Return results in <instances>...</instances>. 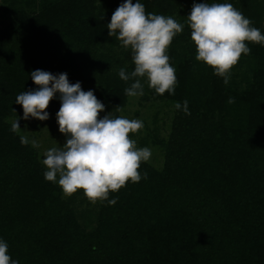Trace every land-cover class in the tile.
<instances>
[{"label":"trees","instance_id":"1","mask_svg":"<svg viewBox=\"0 0 264 264\" xmlns=\"http://www.w3.org/2000/svg\"><path fill=\"white\" fill-rule=\"evenodd\" d=\"M125 0H3L0 20V240L19 264H264V46L248 44L228 83L195 59L185 24L167 54L175 94L144 85V99L188 103L173 114L168 139L154 137L164 166H140L128 182L95 203L82 191L64 196L44 179L43 157L22 145L15 103L36 90L31 72L66 73L105 105L100 118L128 103L121 68L134 70L130 49L106 25ZM136 0H133L135 3ZM147 13L185 23L194 3L139 0ZM231 3L264 34L261 0ZM248 65L243 79L234 69ZM233 99L234 102L228 101ZM119 107V111L116 108ZM59 93L46 111L56 121ZM147 141L141 142V145ZM146 174V178H144ZM115 200V204L109 201Z\"/></svg>","mask_w":264,"mask_h":264},{"label":"clouds","instance_id":"2","mask_svg":"<svg viewBox=\"0 0 264 264\" xmlns=\"http://www.w3.org/2000/svg\"><path fill=\"white\" fill-rule=\"evenodd\" d=\"M185 24L190 29L196 61L211 68L225 84L241 56L250 54L248 44L264 46V34L231 3L208 0L194 3L185 23H180L171 16L147 13L139 0L135 3L125 0L113 12L106 27L110 37H115L121 47L131 51L134 70L128 72L121 68L118 72L122 81H132L124 90L127 97L144 95L141 79L157 95L175 94L176 70L167 52ZM30 76L36 90L23 91L15 100L22 106L23 119L48 120L46 109L59 93L56 122L59 132L67 137L62 147H52L44 153L42 164L46 168V181L58 184L66 197L82 191L85 198L95 203L107 200L110 192H118L129 181L141 180L140 166L152 155L148 147L138 148L136 141L130 138V134L143 128L141 120L113 118L111 112L100 118L105 105L92 90H82L80 82L70 83L66 73L57 76L35 70ZM175 108L190 114L187 101L177 102ZM116 110L119 111V107ZM10 130L13 133L21 130L19 120L12 123ZM20 140L22 145L29 143L27 136H21ZM31 143L34 148L40 146L35 140ZM0 264H19L12 260L3 240H0Z\"/></svg>","mask_w":264,"mask_h":264},{"label":"rangeland","instance_id":"3","mask_svg":"<svg viewBox=\"0 0 264 264\" xmlns=\"http://www.w3.org/2000/svg\"><path fill=\"white\" fill-rule=\"evenodd\" d=\"M262 1V10L260 12L262 19V26L264 27V0ZM3 0H0V20L1 7H3ZM248 70V65H242L240 69H234V74H238L243 79L244 74ZM243 76V77H242ZM175 111L174 103L172 102H157L144 99L142 96L129 97L128 103L117 115H112L113 118L123 116L128 119H139L143 122V128L135 134H130V138L136 141L137 147H148L151 150V158L147 161L153 167L161 170L164 166V152L153 142L154 137L159 139H168L171 132V123ZM16 120H12V123ZM21 130L18 131L22 136H27L31 143L35 140L40 146L37 148L41 157L44 153L52 147H62L66 143L67 137L59 132V126L53 119L46 121L19 120ZM147 141V144L141 145V142ZM32 144V143H31Z\"/></svg>","mask_w":264,"mask_h":264}]
</instances>
